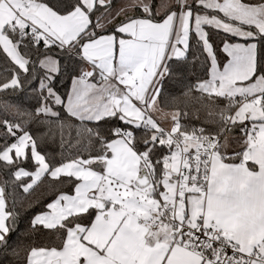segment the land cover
Segmentation results:
<instances>
[{
  "label": "snow or ice",
  "instance_id": "6c2138e0",
  "mask_svg": "<svg viewBox=\"0 0 264 264\" xmlns=\"http://www.w3.org/2000/svg\"><path fill=\"white\" fill-rule=\"evenodd\" d=\"M0 264H264V0H0Z\"/></svg>",
  "mask_w": 264,
  "mask_h": 264
}]
</instances>
